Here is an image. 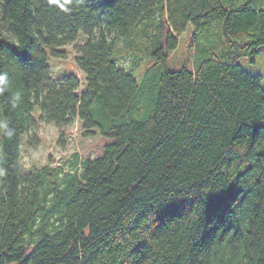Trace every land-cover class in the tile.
<instances>
[{"label": "trees", "instance_id": "trees-1", "mask_svg": "<svg viewBox=\"0 0 264 264\" xmlns=\"http://www.w3.org/2000/svg\"><path fill=\"white\" fill-rule=\"evenodd\" d=\"M79 32L81 93L44 51ZM262 46L264 0H0V264H264ZM35 107L111 142L21 175Z\"/></svg>", "mask_w": 264, "mask_h": 264}, {"label": "rangeland", "instance_id": "rangeland-1", "mask_svg": "<svg viewBox=\"0 0 264 264\" xmlns=\"http://www.w3.org/2000/svg\"><path fill=\"white\" fill-rule=\"evenodd\" d=\"M189 26L181 35L178 47L168 53L167 66L169 70H177L187 64L190 59L191 39ZM97 34V33H96ZM110 38L113 37L109 33ZM87 36L83 32L78 33L74 43L57 47L56 50L62 52L60 56H55L51 49L44 47L47 56L48 74L52 79H61L68 75H75L80 82L78 93L86 88L85 73L77 64V52L75 46L85 43ZM148 61L141 63L139 74L135 78L139 81ZM242 67L252 74L260 77V84L264 87V46L258 49L257 54L252 58L242 57L238 60ZM125 69L131 66L130 60H123L119 63ZM33 121L26 133L21 136L20 166L19 172L25 174L32 168L42 165L56 166L72 158L74 153H78L82 159H94L102 155L104 146L111 142L96 130V135L84 137L81 122L75 120L66 127H57L54 123L45 122L40 118V110L35 107L33 110Z\"/></svg>", "mask_w": 264, "mask_h": 264}, {"label": "clouds", "instance_id": "clouds-1", "mask_svg": "<svg viewBox=\"0 0 264 264\" xmlns=\"http://www.w3.org/2000/svg\"><path fill=\"white\" fill-rule=\"evenodd\" d=\"M7 79L6 74L0 73V86L5 85L7 83ZM6 127L7 125L4 122H0V131H3Z\"/></svg>", "mask_w": 264, "mask_h": 264}]
</instances>
